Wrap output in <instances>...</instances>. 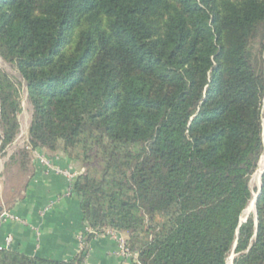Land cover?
<instances>
[{
	"label": "trees",
	"instance_id": "trees-1",
	"mask_svg": "<svg viewBox=\"0 0 264 264\" xmlns=\"http://www.w3.org/2000/svg\"><path fill=\"white\" fill-rule=\"evenodd\" d=\"M0 58L32 110L11 163L31 177L44 149L75 165L88 230L71 260L0 264H84L107 231L133 264H264V174L242 221L264 151V0H0ZM20 112L0 69V153Z\"/></svg>",
	"mask_w": 264,
	"mask_h": 264
},
{
	"label": "crops",
	"instance_id": "crops-1",
	"mask_svg": "<svg viewBox=\"0 0 264 264\" xmlns=\"http://www.w3.org/2000/svg\"><path fill=\"white\" fill-rule=\"evenodd\" d=\"M39 151L51 159L54 167L78 173L76 166L62 154ZM30 165L32 176L28 177L21 197L12 199L8 205L2 197L0 213H10L14 218L0 222V249L56 261L71 260L80 251L79 238L85 230L78 200L65 177L46 171L33 156ZM123 238L126 239L124 235ZM87 247L84 264H133L131 258L117 256L116 244L109 234L94 237Z\"/></svg>",
	"mask_w": 264,
	"mask_h": 264
},
{
	"label": "rangeland",
	"instance_id": "rangeland-1",
	"mask_svg": "<svg viewBox=\"0 0 264 264\" xmlns=\"http://www.w3.org/2000/svg\"><path fill=\"white\" fill-rule=\"evenodd\" d=\"M0 69L8 74L11 78H13L16 83L20 84L21 99V112L18 115L19 134L17 135L14 143L7 147L4 152L0 153V203L3 197V199L5 200L4 202H7L8 205L12 199L21 197V194L23 193L24 188L27 186V182L29 181L28 176L24 175L20 171L19 164L11 163V159L13 156H16L20 150H23L25 148L27 132L32 120V110L27 100L24 82L22 81L18 72L1 58ZM262 141L264 145V99L262 102ZM263 155L264 151L262 156ZM262 156L260 158L261 161L259 160L256 172L251 176L249 181V186L252 190L253 197L257 194L260 185L261 177H259V173L264 170V160H262ZM256 177H258V183ZM1 193H3V196H1ZM253 212L254 207L252 211H248L246 209L242 215V221H244ZM231 257L233 258V255H230V257L228 258V264H230Z\"/></svg>",
	"mask_w": 264,
	"mask_h": 264
},
{
	"label": "built area",
	"instance_id": "built-area-1",
	"mask_svg": "<svg viewBox=\"0 0 264 264\" xmlns=\"http://www.w3.org/2000/svg\"><path fill=\"white\" fill-rule=\"evenodd\" d=\"M29 152L31 153V155L33 156V158L35 159V161L37 163H39L42 167H44L46 169V171H52L54 172L56 175H61L63 177H65L68 182L71 184L73 179L77 176V173L70 171L69 169H61L58 167H54L52 164L51 159H49V157L45 154L40 152L39 150H29ZM14 217L10 214V213H0V222L5 220V219H13ZM88 230L85 228L84 233L87 232ZM104 234H109L112 239L114 240L115 244H116V254L117 256H119L120 258H135V254L131 253L127 246H126V241L123 238V236H121L120 234L113 232V231H107ZM102 235V234H101ZM99 236V235H96ZM81 241V246H82V240H83V236H81L80 238ZM11 241V237L7 238V242L9 243ZM81 249V248H80ZM2 250V249H0Z\"/></svg>",
	"mask_w": 264,
	"mask_h": 264
},
{
	"label": "water",
	"instance_id": "water-1",
	"mask_svg": "<svg viewBox=\"0 0 264 264\" xmlns=\"http://www.w3.org/2000/svg\"><path fill=\"white\" fill-rule=\"evenodd\" d=\"M264 174V170L260 173L259 177H261L262 175ZM260 188H261V185H259V188H258V192L257 194L254 196V199H253V203H255V201L257 200L259 194H260ZM0 212H1V208H0ZM232 262V257H231V261H230V264Z\"/></svg>",
	"mask_w": 264,
	"mask_h": 264
},
{
	"label": "bare ground",
	"instance_id": "bare-ground-1",
	"mask_svg": "<svg viewBox=\"0 0 264 264\" xmlns=\"http://www.w3.org/2000/svg\"><path fill=\"white\" fill-rule=\"evenodd\" d=\"M262 160H264V155L262 156ZM261 161V160H260ZM261 164V163H260ZM261 173V172H260ZM260 173H259V175H260ZM257 175H258V173H257ZM256 179H257V183H258V177H256ZM255 179V180H256ZM254 198V197H253ZM253 207H254V203H253V201L249 204V206H248V208H247V210L248 211H252V209H253ZM229 261V260H228Z\"/></svg>",
	"mask_w": 264,
	"mask_h": 264
}]
</instances>
